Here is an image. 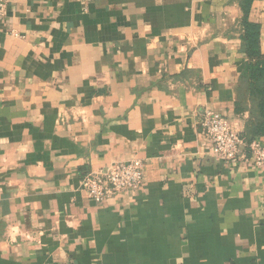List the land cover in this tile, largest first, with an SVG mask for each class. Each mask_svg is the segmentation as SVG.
Returning a JSON list of instances; mask_svg holds the SVG:
<instances>
[{"label": "crops", "instance_id": "obj_1", "mask_svg": "<svg viewBox=\"0 0 264 264\" xmlns=\"http://www.w3.org/2000/svg\"><path fill=\"white\" fill-rule=\"evenodd\" d=\"M4 4L0 264H264V168L226 164L200 126L249 118L239 0ZM249 18L264 52V0ZM134 158L139 189L86 197V174Z\"/></svg>", "mask_w": 264, "mask_h": 264}, {"label": "built area", "instance_id": "obj_2", "mask_svg": "<svg viewBox=\"0 0 264 264\" xmlns=\"http://www.w3.org/2000/svg\"><path fill=\"white\" fill-rule=\"evenodd\" d=\"M5 16L4 0H0V22ZM200 126L213 153L226 164L236 165L247 162L255 167L264 168V145L256 139L247 143L228 119L219 112L204 108L200 117ZM143 166V161L136 158L111 163L86 174L80 180L79 186L89 200L102 203L120 193L139 189L143 183Z\"/></svg>", "mask_w": 264, "mask_h": 264}, {"label": "trees", "instance_id": "obj_3", "mask_svg": "<svg viewBox=\"0 0 264 264\" xmlns=\"http://www.w3.org/2000/svg\"><path fill=\"white\" fill-rule=\"evenodd\" d=\"M253 1L239 0L241 50L246 60L237 81V106L249 105V118L241 133L247 143L264 137V52L260 47V24L249 18Z\"/></svg>", "mask_w": 264, "mask_h": 264}]
</instances>
